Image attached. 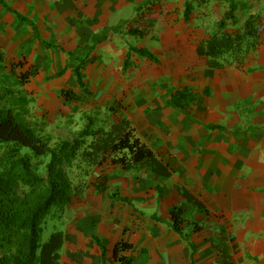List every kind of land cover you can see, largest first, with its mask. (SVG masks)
<instances>
[{
    "label": "crops",
    "instance_id": "1",
    "mask_svg": "<svg viewBox=\"0 0 264 264\" xmlns=\"http://www.w3.org/2000/svg\"><path fill=\"white\" fill-rule=\"evenodd\" d=\"M175 1L0 0V53L6 74H13V65L18 75L28 74L24 84L36 103L31 109L39 108L37 117L62 116L67 124L63 102L70 91L71 104L79 113L102 114L110 125L128 120L136 138L171 174L163 177L148 168L124 169L109 163L95 169L91 188L72 200L61 219L65 235L61 264H103L95 237L107 250L105 264H120L114 252L121 241L132 249L119 256L133 258L132 264H209L223 249L237 264H264L262 127L221 133L209 128L203 94L189 92L196 87L209 90L205 82L217 77V70L204 59L195 58L205 62L199 68L187 58L169 61L158 67L160 71L150 60L139 66L127 60L138 40L130 38L129 24L142 9L171 10ZM195 18H167L162 27L168 35L162 37L190 38L188 48L184 43L179 51L188 49L196 57L197 44L220 30L216 27L209 34L194 29ZM163 19L166 16L157 23L158 29ZM79 67L89 94L77 83ZM130 68L147 73L154 68L155 73L134 75L127 72ZM172 101L178 107L195 102L192 114H201L195 120L186 109L183 113L172 108ZM66 128L75 136L81 126ZM100 184H105V192ZM175 208L185 212L182 234L173 228Z\"/></svg>",
    "mask_w": 264,
    "mask_h": 264
},
{
    "label": "trees",
    "instance_id": "2",
    "mask_svg": "<svg viewBox=\"0 0 264 264\" xmlns=\"http://www.w3.org/2000/svg\"><path fill=\"white\" fill-rule=\"evenodd\" d=\"M208 1H186L184 19L192 18L194 6L200 7V3ZM228 8L229 11L217 21L220 31L198 43L195 49V55L204 59L213 70L231 66L243 68L247 58L264 44V17L251 14L244 28L228 30L237 10L233 3ZM142 10L129 24L128 33L143 39L153 33L162 13L173 12L163 6ZM171 17L166 16L161 23ZM137 51L149 60H155L146 49ZM14 67L13 74H6L5 57L0 53V80L5 82L13 78L16 86H23L29 79L28 74L18 75ZM81 69L75 71L77 83L85 94H89ZM64 94L63 106L69 113L67 123L73 125L78 123L79 109L71 104L72 93L66 91ZM2 97L0 94V264H61L65 235L58 231L41 246L39 240L44 220L53 207L62 219L72 200L84 196L91 188L90 178L95 169L109 163L124 169L148 168L163 177L171 175L153 151L136 138L128 120L110 125L105 118L97 119L94 113H86L80 118L86 119L87 125L72 139L60 138L52 142L51 138L38 136L31 121L24 122L28 111L19 110L22 98L11 101L12 98L2 100ZM95 122H98L97 127H94ZM99 189L105 192L107 188L100 184ZM184 196L193 200L186 191ZM184 215L182 208H175L171 213L173 228L180 234L186 222ZM94 240L102 250L105 264L107 250L99 238ZM131 249V245L124 241L118 243L115 260L120 264H132L133 258L119 256ZM221 251L222 255L209 264H237L228 250Z\"/></svg>",
    "mask_w": 264,
    "mask_h": 264
},
{
    "label": "rangeland",
    "instance_id": "3",
    "mask_svg": "<svg viewBox=\"0 0 264 264\" xmlns=\"http://www.w3.org/2000/svg\"><path fill=\"white\" fill-rule=\"evenodd\" d=\"M160 1L161 0H155V3ZM186 1L190 0H176L173 8L171 9L170 7L171 10L168 9V11L173 12H164L162 14L173 16V18L171 17L170 19L177 17L184 19ZM232 3L237 10L232 19L233 21L227 26V29L244 28L246 20L251 14H261L264 17V0H235L233 2L210 0L204 4L200 3V7L194 6L193 16H196V18L193 19V28L198 30L204 29L207 33L209 32V34H212V32L217 29L218 19L229 11L228 7ZM159 27V29L158 26L155 27V35L153 33L150 34L155 36L153 39L148 40L138 38V40L134 39V42L131 40V43L133 42V47L137 48L135 49L136 52L133 50L130 52L131 54H128L127 60H129L130 63H136L139 66L145 64V62L149 60L137 51V49L144 48L155 57V60L152 59L150 61L155 62L156 71H160L161 69L159 68L167 65L169 61H183L187 58L191 59L189 61H194L193 67L199 68L204 65L205 62L201 60L200 63H197L195 58L198 57L191 54L188 49H181V51H179V46L184 43L187 46L186 48H188V44L191 42L190 38H182L180 40L164 38L162 36H167L168 33L165 31L166 29L162 27V23H160ZM197 35L199 36L200 33ZM132 37L136 38L134 36H131L130 38ZM192 40L197 42L196 38ZM150 43L152 44L150 45ZM185 50H187V53H185ZM151 69L152 72L149 70V73H147L145 69L132 71L131 68L127 72L136 75L137 71H139L143 76L153 75L155 69ZM223 70L224 71L221 72H218L220 70H217L216 79H209L207 80V83L205 82V84L209 85V90L205 91L203 87H196L189 91L194 95L198 94V96H201L199 92L203 94L205 100L203 107L206 106V111L210 113L211 120H209V128L212 130L215 128L214 130H216V132L221 133V131L224 132L226 129H231L235 132L241 130L253 132L258 130L259 127H262L260 130L261 132H264V44L259 50L252 53L247 58L243 68L239 69L236 66H231ZM166 73L168 72L166 71ZM137 79L140 80L141 77L140 79L137 77ZM4 84H7L8 86H4ZM27 85L28 83L23 86H16V81H14L13 78L8 79V81L6 80L5 82L0 80V94L3 96L2 100H10L12 98L11 101H18L17 99L19 97L22 98L23 100L21 103L23 104L20 106L19 110L23 113H26V110L28 111L26 115L27 119H25L23 115V120L25 119L24 122L31 121L38 136L42 138H51L52 142H55L60 138L72 139L74 137L73 132L71 133L70 130L66 128H69L72 125H70L69 122L65 124L66 121H63L62 116L54 120L48 116L49 113H46L43 118L37 117L39 108L36 109L35 107V109H31L36 103L31 102V99H29V92L26 88ZM206 98L208 99L207 101ZM178 99L179 98L177 97L176 101ZM53 100L52 97L51 100H49L51 105V101ZM201 100L203 99L199 98L200 102ZM176 101H172L171 106L177 111L184 113L186 109V112L195 120L197 119L196 117L201 114H198L201 111L196 113V117L192 114L196 109L195 102H188L183 106L185 108H183L178 107ZM88 115H91V113ZM94 115L97 116V119H102L103 117L102 114H100L102 116H98L95 113ZM79 116L82 117L83 113H80ZM77 118L76 121L80 124L81 128L87 125L86 119L82 120L79 117ZM97 124L98 122H95L94 127H97ZM56 210V207H53L44 220L43 232L39 240L41 246L48 242L52 234L64 230V221L59 219L58 215L55 213Z\"/></svg>",
    "mask_w": 264,
    "mask_h": 264
}]
</instances>
